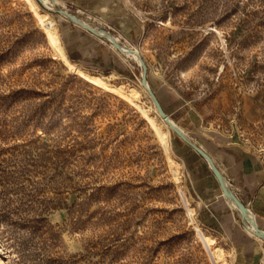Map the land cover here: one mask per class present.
<instances>
[{
    "label": "rangeland",
    "instance_id": "374dc122",
    "mask_svg": "<svg viewBox=\"0 0 264 264\" xmlns=\"http://www.w3.org/2000/svg\"><path fill=\"white\" fill-rule=\"evenodd\" d=\"M120 1L126 17L106 26L117 48L35 0L67 56L125 91L136 86L141 108L69 70L25 0H0V264H231L228 240L191 220L182 149L169 128L165 150L156 130L165 122L128 50L144 60L146 83L176 124L181 103L264 166V0ZM70 30L102 65L69 54Z\"/></svg>",
    "mask_w": 264,
    "mask_h": 264
},
{
    "label": "crops",
    "instance_id": "0c3cea01",
    "mask_svg": "<svg viewBox=\"0 0 264 264\" xmlns=\"http://www.w3.org/2000/svg\"><path fill=\"white\" fill-rule=\"evenodd\" d=\"M56 1L68 10H80L75 14L92 25H94L93 20L100 23L97 17L102 16L104 21L100 23V28H105L104 30L111 23L121 24L123 17H126L120 0ZM60 19L74 25V29L80 31L81 35L99 38L63 16H60ZM69 34H73V30H70ZM67 37V48L72 57L86 65H102V60L98 58L99 53L96 50L93 51L90 43H85L79 36L68 35ZM99 39L102 40V38ZM127 59L129 61L130 58ZM108 65L107 67L115 68L117 72L123 70L129 74V71L121 69L113 61ZM180 104L177 108H173L174 112L180 111L183 115L177 125L189 139L207 152L237 197L254 213L255 226L264 230V166L262 160L239 140L222 136L223 134L214 133L209 128L203 127L196 115L189 108H182ZM176 138L182 149L178 152V156L186 165L189 187L196 201V214L201 224L213 229L228 240L232 249L231 264H264V248L262 249L264 238L248 229L245 218L242 219L244 221L242 223L239 214L222 195L218 181L201 155L179 136L176 135Z\"/></svg>",
    "mask_w": 264,
    "mask_h": 264
},
{
    "label": "water",
    "instance_id": "95a60500",
    "mask_svg": "<svg viewBox=\"0 0 264 264\" xmlns=\"http://www.w3.org/2000/svg\"><path fill=\"white\" fill-rule=\"evenodd\" d=\"M41 6L46 8L52 13L59 14L63 16L64 18L72 21L73 23L83 27L90 33L94 34L95 36H98L99 38H102L108 42L115 41V39L118 37L115 34L109 32L108 30H103V28H97L96 26L92 25L88 21L80 18L76 14L69 11L64 6L60 5L56 0H36ZM120 39V38H119ZM121 40V39H120ZM124 44V43H123ZM117 49V48H116ZM128 49V48H127ZM128 54L132 55L135 59H137L141 63L142 70L140 71V82L143 83L145 89L149 93V96L153 102V105L155 107V110L158 114V116L165 121L171 130L179 136L182 140H184L191 148H193L197 153L201 155V157L207 162L208 166L210 167L211 172L215 176L216 180L218 181V184L221 189L222 195L226 199H231L236 207H234V210L239 214L241 217V220L245 218V223L248 226V229L253 232L255 235L264 238V230H261L254 224V213L250 210L248 206H246L234 193L232 188L230 187V184L226 180L225 176L220 172L218 167L215 165L213 160L210 158V156L205 152L199 145H197L193 140L189 139L185 132L177 126L173 120L170 119L169 115L165 112L164 108L162 107L160 101L156 97L154 91L152 88L146 83V71L147 66L144 62V60L138 55L134 54L131 51L128 50ZM242 223L244 221L242 220Z\"/></svg>",
    "mask_w": 264,
    "mask_h": 264
},
{
    "label": "bare ground",
    "instance_id": "6f19581e",
    "mask_svg": "<svg viewBox=\"0 0 264 264\" xmlns=\"http://www.w3.org/2000/svg\"><path fill=\"white\" fill-rule=\"evenodd\" d=\"M25 1L27 2V4H29L31 10H33V12L36 14V16L38 17L40 23L45 26L43 29H45L46 38L48 39V41L51 44V46L55 49L56 54L61 58V60L63 61V63L65 64V66L69 70L75 72L76 74H78L83 79H85V80H87V81H89L91 83H94L96 85H99V86L103 87L106 91L112 92L113 94H116L117 96H120L121 99L127 100L128 103H131V104L135 105V107L137 106V107L141 108L140 107V104L138 102L139 91H138V89H137L136 86L132 85L129 88L128 91H125L122 88L123 86L109 83L103 77H100V76L93 75V74L89 73V71L86 68H84L83 66L79 65L75 61L71 60L67 56V54H66V52L64 50V47H63V45L61 43L60 37H59L58 32H57V29L54 26L53 19L48 14L49 12H47L45 10H41L40 11L38 5L35 2V0H25ZM45 1H47V0H45ZM116 40L118 41V39H116ZM112 44L114 46H116L117 48H121L120 47L121 45L119 46L117 44V42H115V41H112ZM142 111L145 114V116H147V118L153 124H155V120L157 119V114H155V113L154 114H151L146 109H143V107H142ZM177 126H179V125H177ZM165 127H166V129L157 126L156 127V130H157V132L159 134V137L162 140V143H163V145L165 147V150L169 151V145H168V141H167L166 130H169L170 127H169V125L166 122H165ZM171 156L169 157V164L173 168V171L176 173L177 170H178L179 163L175 159L172 158L173 156L172 157ZM175 180L177 182H179V177H176ZM227 200L229 201V203L233 207H236L235 203L230 198L227 199ZM189 208L188 209L191 210V214H192L191 220L193 221V223L195 224V226H197V228H201V226H199V221H198L197 217L192 213L193 212L192 207H189ZM204 237H205L204 240H206L208 243L214 242V238L212 236L205 235ZM218 246L216 245L215 248H214V250L211 251L212 254L214 255V257H215V259H216L217 262H218V260H221V258H222V250H221L220 246L219 247Z\"/></svg>",
    "mask_w": 264,
    "mask_h": 264
}]
</instances>
